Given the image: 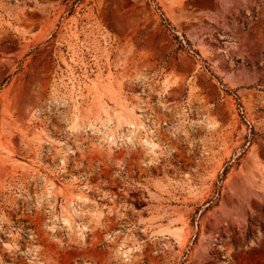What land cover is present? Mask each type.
I'll return each mask as SVG.
<instances>
[{
    "label": "rangeland",
    "instance_id": "1",
    "mask_svg": "<svg viewBox=\"0 0 264 264\" xmlns=\"http://www.w3.org/2000/svg\"><path fill=\"white\" fill-rule=\"evenodd\" d=\"M77 1L0 0V264H264V0Z\"/></svg>",
    "mask_w": 264,
    "mask_h": 264
},
{
    "label": "trees",
    "instance_id": "2",
    "mask_svg": "<svg viewBox=\"0 0 264 264\" xmlns=\"http://www.w3.org/2000/svg\"><path fill=\"white\" fill-rule=\"evenodd\" d=\"M81 0H78L77 2H80ZM77 2H75L74 4H76ZM158 10L159 11H161L160 10V8L158 7ZM161 16H162V20H163V22H164V24L167 26V28H168V30H174V28L172 27V25H171V23L168 21V19L164 16V14L161 12ZM180 38H179V36L178 35H175V40H177L178 42H179V44H180V48H182V47H184L183 46V44H182V41L181 40H179ZM194 53L195 54H198V52H196V51H194ZM199 55V54H198ZM239 107H240V109L242 108V106H241V104H239ZM241 113H243V111L241 110ZM242 117H243V119H245L244 118V115L242 114ZM254 135H255V132H254V129L252 128V131H251V138L252 137H254ZM251 140V139H250ZM250 140L248 141V142H250ZM245 147V146H244ZM243 150L245 151V149L243 148ZM230 164H228L227 166H226V168L224 169V171H223V173H222V175H221V181H223L224 180V178L226 177V175L228 174V171H229V168H230ZM218 195H220V191H218ZM215 199H212V200H210V201H208L206 204H208V208H211L212 207V205H213V203H215Z\"/></svg>",
    "mask_w": 264,
    "mask_h": 264
},
{
    "label": "bare ground",
    "instance_id": "3",
    "mask_svg": "<svg viewBox=\"0 0 264 264\" xmlns=\"http://www.w3.org/2000/svg\"><path fill=\"white\" fill-rule=\"evenodd\" d=\"M75 54V53H74ZM73 60V58L71 59V61ZM68 66L69 67H71L70 66V64H68ZM71 71H72V69H71ZM75 88V85L73 84V86H72V88H71V90H72V92H74V89ZM78 91V90H77ZM75 94V93H74ZM77 95V94H76ZM75 96V95H74ZM147 144L149 145V147H150V151H153V153L156 151V148H158V145L157 144H155V143H152V142H149L148 140H147ZM122 253L126 256V257H128V251H122Z\"/></svg>",
    "mask_w": 264,
    "mask_h": 264
}]
</instances>
